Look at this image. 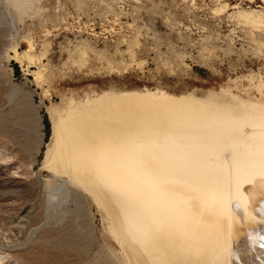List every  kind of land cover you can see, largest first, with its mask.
Here are the masks:
<instances>
[{"label":"rangeland","instance_id":"rangeland-1","mask_svg":"<svg viewBox=\"0 0 264 264\" xmlns=\"http://www.w3.org/2000/svg\"><path fill=\"white\" fill-rule=\"evenodd\" d=\"M262 84L264 0H0V264H133L107 199L44 166L55 122L145 102L244 114ZM241 225L251 260L264 236Z\"/></svg>","mask_w":264,"mask_h":264},{"label":"bare ground","instance_id":"bare-ground-1","mask_svg":"<svg viewBox=\"0 0 264 264\" xmlns=\"http://www.w3.org/2000/svg\"><path fill=\"white\" fill-rule=\"evenodd\" d=\"M258 90L259 101L238 96L253 109L240 115L210 114L191 104L194 109L164 107L156 119L160 111L145 102L114 107L108 124L88 131L92 122L83 127L84 111L83 130L76 126L79 116L54 121L44 166L86 181L102 203L107 199L111 230L133 264H228L230 258L256 264L264 244L254 240L257 254L247 260L241 239L251 232L237 228H259L264 236V84ZM125 109L133 117H124Z\"/></svg>","mask_w":264,"mask_h":264},{"label":"trees","instance_id":"trees-1","mask_svg":"<svg viewBox=\"0 0 264 264\" xmlns=\"http://www.w3.org/2000/svg\"><path fill=\"white\" fill-rule=\"evenodd\" d=\"M18 67V66H17ZM18 70H19V68H18Z\"/></svg>","mask_w":264,"mask_h":264}]
</instances>
